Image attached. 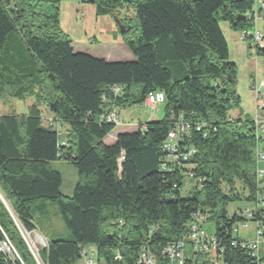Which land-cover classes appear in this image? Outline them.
Listing matches in <instances>:
<instances>
[{
  "label": "trees",
  "instance_id": "16d2710c",
  "mask_svg": "<svg viewBox=\"0 0 264 264\" xmlns=\"http://www.w3.org/2000/svg\"><path fill=\"white\" fill-rule=\"evenodd\" d=\"M59 2L0 0V97L43 95L48 112L65 125L59 134L43 124L36 106L0 115V237L17 254L0 252V264H78L87 246L96 264H144L142 247L152 264H176L162 252L177 240L186 243L185 264H264V248L253 256L234 235L245 219L227 210L240 200L254 205L258 140L248 115L229 114L241 109V100L237 64L219 24L251 29L254 0H89L98 16L133 7L139 35L123 36L131 61L73 51L60 27ZM254 48L264 56V48ZM113 86L121 87L119 94ZM156 90L165 96L164 116L105 144L115 124L99 114L141 105ZM180 121L191 125L183 144L194 149L181 168L195 175L187 197L179 194L180 170L160 168L161 145ZM56 160L77 172L69 196L50 166ZM45 201L56 205L69 234L46 241L34 255L22 231H36L31 206ZM196 213L214 224V259L190 250L187 224ZM262 213L264 206L245 217L255 223Z\"/></svg>",
  "mask_w": 264,
  "mask_h": 264
},
{
  "label": "rangeland",
  "instance_id": "374dc122",
  "mask_svg": "<svg viewBox=\"0 0 264 264\" xmlns=\"http://www.w3.org/2000/svg\"><path fill=\"white\" fill-rule=\"evenodd\" d=\"M71 4H76L78 11L77 14L82 15V20H84L89 36H93L98 40V43L100 44L98 47H93L91 43L93 41L91 39L87 40V43H84L81 37H79V33H76V36L71 35L74 39V50L78 52L83 53H92V51L95 52H102L104 50L114 51L117 52L120 55L119 61H131L125 56V54L120 52L121 49H126L125 46H119V45H110L106 44L105 40L116 39L118 43H121V40H123V36L130 37V38H136L139 35V28L137 25V19L135 16V11L131 5L124 6L122 8H118L115 13L116 16L110 15L109 18H101L96 14V7L95 4L89 2V0H60L59 2V23L61 29L64 30V32L70 33L72 32L73 28H77L80 24L79 21L77 24L73 25V22L71 20V17L68 13L71 11L70 8H72ZM218 15V13H217ZM216 15V16H217ZM102 19H109L102 20ZM120 20L119 24L122 26L130 27V30H126V32L121 33L120 28L115 23V20ZM83 22V23H84ZM225 22V21H224ZM109 23L113 24V30L109 29L107 25ZM222 21L219 22L221 24ZM263 27V21L259 20L258 22V28L262 29ZM72 34V33H71ZM69 35V37H71ZM90 43V44H88ZM90 47H93L92 49ZM129 51L128 49H126ZM250 50V49H249ZM251 52L253 55V58L251 60L252 62V75L253 78L255 77L256 82L260 83L261 81H264V56L263 55H256L254 47L251 48ZM254 79V80H255ZM254 80L252 81V84H254ZM251 82L250 78H245L243 75H240L239 78L237 76V83H236V92L238 96L240 97V100L243 99L244 94L247 90H251V85H249ZM261 86V85H260ZM259 86V88H261ZM38 108L40 115L42 117V122L45 125H49L51 122H53V116L48 112L46 109V104L43 100V95H25L23 99H16L10 91H8L5 95L0 97V115L5 114H11V113H28L31 110H33V107ZM149 110H145L140 104H134L130 107L125 108H119V120L121 122V119L125 120L126 126L128 128L135 130L138 126L139 128L142 126L143 122L141 120V116L144 113H148ZM232 110L229 111V114H232ZM152 115H155L156 118L153 120H159L164 116V110L163 106L159 107V111L152 113ZM58 123L62 126V130L65 131V125L58 121ZM51 125V124H50ZM119 124L115 125L117 127ZM62 132V131H61ZM113 132V131H112ZM107 139H110V136H108ZM264 143V141H263ZM264 148V147H263ZM50 166L52 168L57 169L62 177V185H61V191L65 195H71L74 185L77 181V172L75 168L64 160H56L50 163ZM195 185L194 179H188L184 178L182 181V184L179 188V194L181 197H187L191 194L193 187ZM48 204L47 209H38L37 205L39 202L34 203L31 206V213L34 219V222L37 226V231L32 232L31 234L28 233V236L22 231V234L25 236V239L29 245V248L31 252L35 255L36 250H38L39 247H42L46 244V241L56 239V238H64L65 234H69V231L65 228L61 216L58 212V209L56 205L53 202L45 201ZM52 207V208H51ZM252 204L248 203L244 200L235 201L232 203H229L227 205V210L229 214H232L233 212H237L239 216L243 217L245 220L240 221L236 224L234 229V235L237 236L240 240L243 241H250L256 237V231H255V223L251 220H246L244 210L246 208H251ZM242 223H245L246 225L243 226ZM204 229L208 234H213L214 231V224L211 221H207L204 223ZM90 246H87L86 249L88 250V257H92L90 252ZM262 250V249H261ZM260 250V251H261ZM86 257V256H85ZM85 257L81 258L78 262V264H83L85 261ZM94 261L96 260L95 255L92 257ZM220 263V262H219ZM221 264V263H220Z\"/></svg>",
  "mask_w": 264,
  "mask_h": 264
},
{
  "label": "built area",
  "instance_id": "2783aa9c",
  "mask_svg": "<svg viewBox=\"0 0 264 264\" xmlns=\"http://www.w3.org/2000/svg\"><path fill=\"white\" fill-rule=\"evenodd\" d=\"M260 8L264 9V0L259 1ZM253 21L256 19V15L251 13ZM240 37L243 40H250L253 45H257L261 48H264V36L261 31L253 29H243L239 31ZM110 91L117 95L121 91L120 86H113L110 88ZM261 101L257 105V113H255L252 118L255 135L257 140L263 138L264 136V90L259 93ZM165 101L164 93L160 90L148 92L145 96L141 106L151 113L157 112L159 107L163 105ZM99 119L102 121L110 122L112 124H118V108L108 107L105 108L100 114ZM51 124V125H50ZM49 125L56 129L59 134H62V126L58 123L57 120L53 118V122ZM195 129L199 130L200 127L198 124H195ZM191 125L188 122L180 121L172 127L166 135L165 140L161 145V149L164 153L163 161L160 164V168L164 170H180L181 174L188 179H194L195 175L192 171L182 172V167H185V162L189 160L191 155L194 153V149L183 144L184 138L187 137L190 133ZM62 131V132H61ZM124 159L123 153L120 154L117 163L118 165ZM264 163V153L256 152L255 155V164H256V177L258 180V190L256 192V200L254 205L251 208H246L244 213L247 217H251L255 210L260 209L264 206V166L260 165ZM205 217L201 214H194L193 219L187 224L188 233H187V242L189 244L190 250L193 254H203L211 258H216V240L213 234H208L204 229ZM245 226L246 224H242ZM255 231L256 237L250 241H245L242 243L251 249L253 256L258 257L260 255V250L264 248V213L261 214V219L255 222ZM28 236V233L24 231ZM23 235V234H22ZM25 238V236L23 235ZM186 243L184 240H177L168 243L164 249L163 254H165L171 262L176 264H185L186 255H185ZM37 251V250H36ZM0 252L4 255H7L10 258L17 256L14 248L3 234L0 237ZM91 255H95L94 248L90 249ZM83 257H85L84 264H96L92 257H88V250L83 251ZM141 261L144 264H152V257L147 252L145 247L141 248L140 251Z\"/></svg>",
  "mask_w": 264,
  "mask_h": 264
},
{
  "label": "crops",
  "instance_id": "0c3cea01",
  "mask_svg": "<svg viewBox=\"0 0 264 264\" xmlns=\"http://www.w3.org/2000/svg\"><path fill=\"white\" fill-rule=\"evenodd\" d=\"M259 1H262V0H254V4H253L252 9H253V13L256 15V19H255V21H253V26L251 29L255 28L256 30L261 31L263 33V36H264V9L260 8ZM71 5H72L71 6L72 8H70L71 11L69 12V10H68V13L71 17L73 25L77 24L78 21L80 24L78 25L77 28L76 27L73 28L72 32H70V33L65 32V33L69 37V35L70 36L71 35L76 36V33L78 32L80 35L79 37L82 38L84 43H87V40L91 39L93 41V43H91L92 46L98 47L100 45L98 43V40L93 36H89L87 26H86L84 20H82V15L77 14V11H78L77 5L76 4H71ZM112 15L116 16L117 14L113 13ZM109 16L110 15H102L99 17L109 18ZM102 20L108 21L109 19H102ZM116 20H118V19H116ZM259 20L263 21L262 29L258 28ZM108 22H110V21H108ZM107 27H109V29L113 30V24L112 23L111 24L109 23V25H107ZM220 28H221L222 33H223V35L226 39V42H227L229 58L237 64V76H238V78L240 75H243L245 78L251 77V82L249 85H251L252 89L247 90L243 96V99H241V104H240L241 109L240 110H238V109L232 110L233 112H231L232 114H230V115L232 117H236L239 114H241V116L242 115H248L252 119L254 117L255 113H257V105L261 101L259 93L264 90V81H261L260 83H258V81L256 82L255 77L253 78V76H251L252 73H254V72H252L253 70H252L251 60L254 58H253V55H251L252 53L249 51H251V48H253L254 45L251 43V46H249L248 41L241 39L239 31L233 30L228 22L222 21V23L220 24ZM63 32H64V30H63ZM69 39L71 40V47H72L73 51H76V50H74V46H73L74 39L72 38V36L69 37ZM105 41H106V44H110V45L116 44L119 46H125L123 40H121V43H118L116 41V39H111V38L109 40L107 39ZM88 44H90V43H88ZM93 47H90V48L92 49ZM125 48H126V46H125ZM126 49L120 48V52L125 54L127 59L131 60L132 59L131 53L129 51H127ZM254 50H255V48H254ZM76 52H78V51H76ZM255 53L257 56L260 55L256 52V50H255ZM88 54H90L94 57L104 58L107 61H119V59H120V55L117 52L109 51V50H104L102 52L92 51V53H88ZM253 80H254V84H252ZM259 86L261 88H259ZM158 111H159V109H158ZM155 118H156V116L152 115V113L150 111H148V113H144L141 116V120H142L143 124L140 128L142 129L144 123H146L150 120H153ZM119 123H120V125L115 127L113 132H111L108 135V136H110V139H107L108 136L104 139L105 144L113 143L116 139L117 134H119V133L133 132L139 128V126L135 130L128 128V126H126L124 119H121V122H120V120H119V109H118V124ZM263 141H264V136L262 139H260L258 141L256 152H263L264 153ZM260 165L264 166V163L260 164ZM35 206H37L38 209H47L48 208V204L46 202H40ZM36 231H38V230L36 229ZM64 237H67V234H65ZM91 248L92 247L90 246L89 249H91Z\"/></svg>",
  "mask_w": 264,
  "mask_h": 264
},
{
  "label": "water",
  "instance_id": "95a60500",
  "mask_svg": "<svg viewBox=\"0 0 264 264\" xmlns=\"http://www.w3.org/2000/svg\"><path fill=\"white\" fill-rule=\"evenodd\" d=\"M115 23L117 24V26L120 28V31H121V33H124V32H126V30H128V28L129 27H124V26H122L121 24H119V20H115Z\"/></svg>",
  "mask_w": 264,
  "mask_h": 264
}]
</instances>
